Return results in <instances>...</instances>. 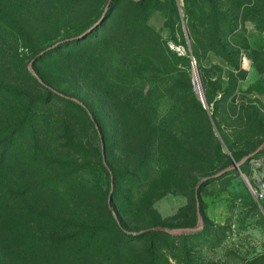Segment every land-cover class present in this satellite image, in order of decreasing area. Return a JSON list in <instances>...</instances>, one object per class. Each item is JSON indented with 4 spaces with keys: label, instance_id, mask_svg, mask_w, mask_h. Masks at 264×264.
<instances>
[{
    "label": "rangeland",
    "instance_id": "1",
    "mask_svg": "<svg viewBox=\"0 0 264 264\" xmlns=\"http://www.w3.org/2000/svg\"><path fill=\"white\" fill-rule=\"evenodd\" d=\"M107 3L17 0L9 21L23 41L0 32L14 94L0 110L27 121L4 170L16 218L0 231V264H147L150 240L129 241L113 217L132 235L195 227L197 184L264 141V0H205L236 25L229 60L194 45L182 1L178 18L168 0H113L80 40ZM199 197L202 230L152 239L155 264H264V148Z\"/></svg>",
    "mask_w": 264,
    "mask_h": 264
},
{
    "label": "trees",
    "instance_id": "2",
    "mask_svg": "<svg viewBox=\"0 0 264 264\" xmlns=\"http://www.w3.org/2000/svg\"><path fill=\"white\" fill-rule=\"evenodd\" d=\"M126 1L127 3H130L135 6L142 5L144 0H140L138 2L131 1V0H122ZM171 7L175 11L177 17L179 18V6L178 2L182 1L183 3V8L182 11L185 14V17L188 18L187 20V27H188V32L190 33V37L192 38V42L196 47L198 45H201L202 47H205V49L208 52H212L214 55L217 57H221L223 59H228L231 58L234 54L237 53L236 49H233L231 45L226 41L225 39V34L227 33L228 35L236 32V25L231 23L229 20H227V14H218L217 11L214 9H210L206 3L205 0H195L198 3L194 6V0H168ZM219 1V0H217ZM15 2L17 0H0V32H4V28H12V29H5V33L8 31H11L13 35L10 36V43L13 46L18 47V45L23 41L22 36L19 34L18 27L19 24L14 23L13 25L11 24L12 22L9 21L10 17H14L17 14H20V9L19 7L17 8L15 5ZM217 4V3H216ZM22 4H20L21 7ZM111 10V4L107 10V12L104 15L103 20L99 24H94L93 25V30L84 38L80 40H85L89 38L96 30H99L101 26L105 23L108 14L110 13ZM194 11H198L200 17L195 18L194 16ZM227 15V16H226ZM218 17L220 19H218ZM10 24V25H7ZM78 39L72 38L70 40H65L62 42V46H65L66 44L71 45L77 42ZM175 60L182 59L183 57H177L176 55L174 56ZM34 69V67H33ZM29 71V70H28ZM35 71V70H34ZM28 76L30 74L27 73ZM38 80L41 82V77L37 74ZM37 79V78H36ZM35 81V80H34ZM4 78H2V74H0V96H5L8 98H13L14 94L12 93V90ZM43 84V83H42ZM48 92H53L55 93L51 88L45 86ZM58 96L59 94L56 93ZM13 95V96H12ZM61 96V95H60ZM17 98V97H16ZM66 101L70 103H77V101H74L73 99L70 98H65ZM82 107V106H81ZM83 109V107H82ZM12 110V109H11ZM0 110V231L5 229V228H10L11 223L15 215L14 211V202L11 199V195L13 193V186L11 185V181L9 180L8 173L5 170V166L9 169V166L6 165L8 161V149L10 147V144L13 142V136L16 132V134L23 132V128L26 126L27 121L24 118H17L16 115L13 114V110ZM84 111V110H83ZM212 119L216 121L215 117L212 115ZM21 130L20 132H17L16 130ZM24 133V132H23ZM222 140L225 143V145L229 148L227 139L222 136ZM34 151L36 152L35 146L33 147ZM101 154L103 155L104 149L102 146V151H100ZM99 155V152H98ZM105 158L103 156L102 160V165L101 168L102 170L106 173L109 174V170L105 167L104 165ZM242 167V166H241ZM240 167V170H241ZM231 172L237 173L236 170L227 172L225 175L230 174ZM219 179V178H217ZM216 180V179H214ZM205 186H201L203 188ZM200 188V190H201ZM200 190H199V195H200ZM194 198H195V192H194ZM111 199V198H110ZM196 202V200H195ZM199 203H200V197H199ZM110 207V204H109ZM111 209V208H110ZM114 222L113 224L117 227V229L125 236H128L130 238L129 241H134V240H143V239H149L150 241L148 243L147 247V254L150 258L147 264H155L153 261V255H151L150 250L153 245V240L152 239H157V238H169L170 236L166 233L163 232H154L152 229L145 230L143 232L135 233V234H128L126 230H124L120 224L119 221L116 217H113ZM128 241V242H129ZM146 259L148 260V257L146 255Z\"/></svg>",
    "mask_w": 264,
    "mask_h": 264
},
{
    "label": "water",
    "instance_id": "3",
    "mask_svg": "<svg viewBox=\"0 0 264 264\" xmlns=\"http://www.w3.org/2000/svg\"><path fill=\"white\" fill-rule=\"evenodd\" d=\"M112 1L113 0H108V3H107L106 8H105V12L108 10V8H109V6H110ZM133 1L138 2L140 0H133ZM103 18H104V14L102 15L100 21L103 20ZM93 28L94 27H91L84 35H87L88 33H90L93 30ZM54 47L55 46H53L51 48H54ZM51 48H49L47 50H50ZM41 54H43V53H40V55ZM28 70H29L30 73H33L37 79H39L38 76L36 75L34 69H33V62L28 66ZM198 96H199V99L201 100V102L203 103V105L205 106L202 90H201V94L199 93ZM74 101H76V100H74ZM263 148H264V141L255 149V151L253 153L245 156L241 161L233 163L228 168L223 169V170H221V171H219L217 173H214V174L210 175L209 177H206V178L202 179L197 184V186L195 188V200H196V208H197V210H196L197 225L195 227L186 228V229H180V230H178V229H166L164 227H155V228L152 229V231H154V232H163V233H166L168 235L179 236V235H182V234H194V233H197L200 230H202L203 222H202V217H201V214H200V203H199V190H200L201 186H206L209 183V181L217 179V178H220L223 175H225L227 172H230V171H233V170H236L237 172H239L240 171V167L242 166V164L245 163L246 161H249L256 153H258ZM104 165H105V162H104ZM244 181L250 187L248 181L245 178H244ZM110 208L112 209L111 206H110Z\"/></svg>",
    "mask_w": 264,
    "mask_h": 264
},
{
    "label": "bare ground",
    "instance_id": "4",
    "mask_svg": "<svg viewBox=\"0 0 264 264\" xmlns=\"http://www.w3.org/2000/svg\"><path fill=\"white\" fill-rule=\"evenodd\" d=\"M194 81H195V89H196V92L199 94H201V88H200V83H199V79L196 75V73L194 74Z\"/></svg>",
    "mask_w": 264,
    "mask_h": 264
}]
</instances>
